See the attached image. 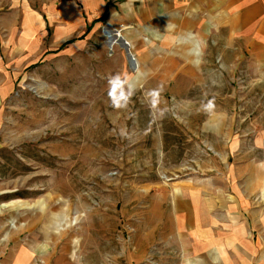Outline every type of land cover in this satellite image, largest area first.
<instances>
[{
	"label": "rangeland",
	"instance_id": "obj_1",
	"mask_svg": "<svg viewBox=\"0 0 264 264\" xmlns=\"http://www.w3.org/2000/svg\"><path fill=\"white\" fill-rule=\"evenodd\" d=\"M233 17L214 0H0V264L28 247L29 264L187 258L161 237L174 199L264 160V47Z\"/></svg>",
	"mask_w": 264,
	"mask_h": 264
},
{
	"label": "crops",
	"instance_id": "obj_2",
	"mask_svg": "<svg viewBox=\"0 0 264 264\" xmlns=\"http://www.w3.org/2000/svg\"><path fill=\"white\" fill-rule=\"evenodd\" d=\"M214 1L232 11L235 31L250 33L252 53L259 55L264 47V0ZM232 166L223 167L225 183L213 188L208 181L203 194L174 199L161 237L187 258L162 264H264V160L251 163L238 155ZM17 235H11V242L20 243ZM35 257L28 247L20 250L19 258L10 253L4 264H29Z\"/></svg>",
	"mask_w": 264,
	"mask_h": 264
},
{
	"label": "clouds",
	"instance_id": "obj_3",
	"mask_svg": "<svg viewBox=\"0 0 264 264\" xmlns=\"http://www.w3.org/2000/svg\"><path fill=\"white\" fill-rule=\"evenodd\" d=\"M127 78H122L119 74L112 76L109 78V98L112 102V106L115 108H124L127 107L128 103L131 100L133 93V90L131 88H128L126 91L125 90H121L119 92V95L117 96L116 94V86L117 84H123L126 82ZM153 96L158 95V93L153 92L152 93ZM153 106H155L156 101L153 100L152 101ZM211 104L207 105L206 107L211 108Z\"/></svg>",
	"mask_w": 264,
	"mask_h": 264
},
{
	"label": "bare ground",
	"instance_id": "obj_4",
	"mask_svg": "<svg viewBox=\"0 0 264 264\" xmlns=\"http://www.w3.org/2000/svg\"><path fill=\"white\" fill-rule=\"evenodd\" d=\"M117 34V33H116ZM108 38H110L111 39V41H113V45H115V42H117V41H115L116 40V38L120 41V43H122L121 42V38H120V35L119 34H117L116 35V38H115V34H114V36H111L109 33H107V35H106Z\"/></svg>",
	"mask_w": 264,
	"mask_h": 264
},
{
	"label": "trees",
	"instance_id": "obj_5",
	"mask_svg": "<svg viewBox=\"0 0 264 264\" xmlns=\"http://www.w3.org/2000/svg\"><path fill=\"white\" fill-rule=\"evenodd\" d=\"M108 17V7H107V11L105 12L104 16L101 19L96 20L95 22H100V21H104L106 18Z\"/></svg>",
	"mask_w": 264,
	"mask_h": 264
}]
</instances>
